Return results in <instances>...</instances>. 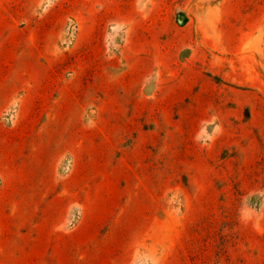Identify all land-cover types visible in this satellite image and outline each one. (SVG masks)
Wrapping results in <instances>:
<instances>
[{"label": "rangeland", "instance_id": "1", "mask_svg": "<svg viewBox=\"0 0 264 264\" xmlns=\"http://www.w3.org/2000/svg\"><path fill=\"white\" fill-rule=\"evenodd\" d=\"M0 264H264V0H0Z\"/></svg>", "mask_w": 264, "mask_h": 264}]
</instances>
